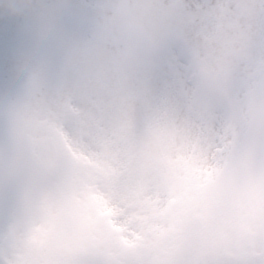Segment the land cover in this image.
<instances>
[{"label":"clouds","instance_id":"1","mask_svg":"<svg viewBox=\"0 0 264 264\" xmlns=\"http://www.w3.org/2000/svg\"><path fill=\"white\" fill-rule=\"evenodd\" d=\"M0 21L32 44L0 86V264H264V0H0ZM191 35L241 56L206 118L142 92L161 38Z\"/></svg>","mask_w":264,"mask_h":264},{"label":"snow or ice","instance_id":"2","mask_svg":"<svg viewBox=\"0 0 264 264\" xmlns=\"http://www.w3.org/2000/svg\"><path fill=\"white\" fill-rule=\"evenodd\" d=\"M87 21L76 9L69 11L64 20V35L70 38L52 46L51 54L56 55L61 48H67L65 71L73 73L80 69L75 57L76 37L87 29ZM249 43L242 39L239 52H243ZM257 47L264 48V42ZM96 59L103 64L108 61L107 50L99 45ZM241 56L237 54V44H210L199 36L191 35L176 43L162 37L150 57L139 66V75L143 82L142 92L148 98V106L161 97L171 96L175 106L187 104L201 118H206L220 105L219 97L213 94L214 87L234 85L240 72ZM194 81L190 95L185 94V84ZM54 118V117H53ZM60 132L59 129H55ZM4 129L0 127V137Z\"/></svg>","mask_w":264,"mask_h":264},{"label":"rangeland","instance_id":"3","mask_svg":"<svg viewBox=\"0 0 264 264\" xmlns=\"http://www.w3.org/2000/svg\"><path fill=\"white\" fill-rule=\"evenodd\" d=\"M1 48H7L8 52ZM31 51V41L15 22L0 21V86L10 77L13 64Z\"/></svg>","mask_w":264,"mask_h":264},{"label":"bare ground","instance_id":"4","mask_svg":"<svg viewBox=\"0 0 264 264\" xmlns=\"http://www.w3.org/2000/svg\"><path fill=\"white\" fill-rule=\"evenodd\" d=\"M5 53L8 52L7 48H1ZM10 52V51H9Z\"/></svg>","mask_w":264,"mask_h":264}]
</instances>
